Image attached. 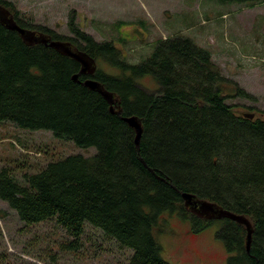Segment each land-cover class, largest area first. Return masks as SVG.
<instances>
[{"label": "trees", "instance_id": "trees-1", "mask_svg": "<svg viewBox=\"0 0 264 264\" xmlns=\"http://www.w3.org/2000/svg\"><path fill=\"white\" fill-rule=\"evenodd\" d=\"M0 5L21 27L71 42L97 63L117 67L118 74L98 68L91 78L116 94L122 116H137L143 125L138 147L135 130L102 95L73 81L78 62L43 44L27 45L0 22V122L96 149L92 156L70 155L19 177L12 167H1L0 201L27 224L56 218L75 249L90 224L133 251L125 264H171L155 234L165 215H177L194 233L218 223L226 264H264V118H245L228 103L231 95L223 87L233 82L209 51L175 36L160 41L146 61L131 64L112 42L96 41L74 19V36L67 37L23 21L10 1ZM146 76L156 82L155 90L141 84ZM235 95L252 99L237 86ZM183 193L248 218L250 252L244 225L198 218Z\"/></svg>", "mask_w": 264, "mask_h": 264}, {"label": "rangeland", "instance_id": "rangeland-1", "mask_svg": "<svg viewBox=\"0 0 264 264\" xmlns=\"http://www.w3.org/2000/svg\"><path fill=\"white\" fill-rule=\"evenodd\" d=\"M27 23L72 37L70 20L98 42H112L131 64L153 54L162 40L180 36L209 51L222 74L228 103L240 115L264 118V0L259 3L221 0H7ZM98 68L118 74L115 66L98 61ZM141 84L155 90L151 76ZM236 84V85H235ZM236 86L252 99L235 95ZM95 148H81L46 130L30 131L0 122V168L18 174L36 173L51 161L70 155L86 157ZM24 165V166H23ZM156 238L171 264H226L227 252L217 238L219 224L194 233L177 215H165ZM90 225V224H89ZM85 225L79 246L56 218L35 224L22 221L0 201V264H125L133 251L121 249L99 230Z\"/></svg>", "mask_w": 264, "mask_h": 264}, {"label": "water", "instance_id": "water-1", "mask_svg": "<svg viewBox=\"0 0 264 264\" xmlns=\"http://www.w3.org/2000/svg\"><path fill=\"white\" fill-rule=\"evenodd\" d=\"M0 22L9 30L16 31L23 41L29 45L43 44L48 46L58 53L70 57L81 66L80 71L73 76V81L82 84L102 95V97L109 103L111 111L119 116H122V108L120 100L115 93L108 91L104 84L91 78L94 76L98 69L96 59L91 57L89 54L76 48L71 42L53 40L48 34L23 28L14 19L13 14L0 5ZM81 76H87L89 78L84 81L80 80ZM245 118L253 119L254 114H245ZM122 119L127 122L136 132V144L139 147L140 140L143 133L142 121L137 116H122ZM182 197L185 202L186 208L195 216L203 220H222L224 218L231 219L241 225H244L247 230L246 247L247 251L250 252L252 245L253 227L248 218L243 215H238L229 210L224 209L217 203L210 202L204 199L198 198L194 194L183 193Z\"/></svg>", "mask_w": 264, "mask_h": 264}]
</instances>
